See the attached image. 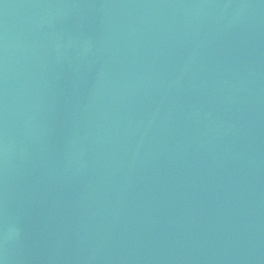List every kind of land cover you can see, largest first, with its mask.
Returning a JSON list of instances; mask_svg holds the SVG:
<instances>
[{
  "label": "water",
  "instance_id": "95a60500",
  "mask_svg": "<svg viewBox=\"0 0 264 264\" xmlns=\"http://www.w3.org/2000/svg\"><path fill=\"white\" fill-rule=\"evenodd\" d=\"M0 264H264V0H0Z\"/></svg>",
  "mask_w": 264,
  "mask_h": 264
}]
</instances>
